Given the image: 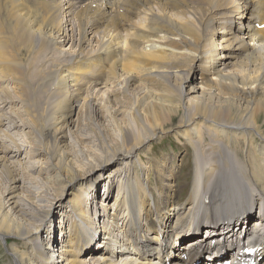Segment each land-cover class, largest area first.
Instances as JSON below:
<instances>
[{
	"label": "bare ground",
	"instance_id": "bare-ground-1",
	"mask_svg": "<svg viewBox=\"0 0 264 264\" xmlns=\"http://www.w3.org/2000/svg\"><path fill=\"white\" fill-rule=\"evenodd\" d=\"M62 3L0 0V103L10 113L2 123L29 127L30 140L19 144L6 129L9 143L0 139V236L30 248L11 249L9 264H198L216 250L207 224L231 225L239 215L246 223L256 200L264 203V29L255 27L264 23V0ZM80 126L92 135H76ZM74 127L78 146L93 138L99 150L84 149L85 162L69 157L66 131ZM173 128L168 138L191 150L189 180H176L182 159L168 167L180 149L148 154L150 141ZM30 143V159L49 160L39 181L27 164L19 178L9 160ZM33 181L38 197L43 187L49 194L46 206L31 200ZM187 220L205 230L184 245L172 234ZM235 235L221 237L233 247ZM249 245L264 258V237ZM163 253L167 263L152 260Z\"/></svg>",
	"mask_w": 264,
	"mask_h": 264
},
{
	"label": "rangeland",
	"instance_id": "rangeland-1",
	"mask_svg": "<svg viewBox=\"0 0 264 264\" xmlns=\"http://www.w3.org/2000/svg\"><path fill=\"white\" fill-rule=\"evenodd\" d=\"M34 58V57H33ZM39 60H41L40 58H39ZM199 76H198V74H196V73H191V75H190V77H189V80H191V82H193L194 83V81H195V84H200V81L201 80H199V78H198ZM102 92H103V90H101ZM80 103V104H79ZM77 105H81V101H79L78 103H76ZM2 104L0 103V119H1V125H0V136H1V140H3L4 138V136L5 135H3V133H2V130H5L6 129V132L7 133H9V134H12L13 135V137L19 142V144H21V143H23L24 141H25V143H26V141L28 140V141H30L29 139H28V136H27V134H26V132L27 131H29V127H20L19 129H16V131H15V129H11L10 128V124L8 123V124H3L2 122H3V120H4V122H6L5 121V119H2L3 118V114H4V112L6 111L7 112V114H10L9 113V105H7L5 108H2L3 106H1ZM13 118H14V116H13ZM8 120V119H7ZM20 122H18V124H19ZM81 123H82V121H81ZM8 125V126H7ZM4 128V129H3ZM8 129V130H7ZM22 129H23V131H22ZM73 129H75V127L74 128H71L69 131L67 130L66 131V134H67V137H66V140H65V142H67V143H71L73 146H72V148H69V150H68V153L70 154V158L72 159V160H78V161H83V162H85V161H87L86 159H87V157H86V155L88 154L86 151H84V149H86V148H89V149H91V150H94V151H97V152H99V150L97 149V147L95 146V145H93V144H95L93 141H92V139H87V140H85V141H82L84 144H82L81 146H78L77 144H76V140L73 138V136L71 135V131L73 130ZM173 130H174V128L173 129H170L169 131H165L163 134H162V137H158V138H156V139H153V140H151L150 141V151H149V153L148 154H150V155H154L155 157H161L162 156V154H160L161 153V151L163 150L164 152H167L168 150H166V149H169V148H174V149H180V151L178 152L179 153V156H181L180 157V161H176V160H178V157H175V158H173V159H171V162H170V165L168 166V167H170L171 166V163H172V161H174V159H175V161H174V165H176V164H178L179 162L181 163V159H182V164L184 163V162H186L185 164L186 165H184L183 166V168H182V171H181V169H179V171L177 172V174H178V178H176V180L177 179H179L180 181H182L183 179H185V178H187L188 180H189V174L187 173V172H190V155H191V150L190 149H187L188 147H186V148H183L184 146H182V144H180V143H176V142H174V141H172L171 139H169L168 137L169 136H172V133H173ZM15 132V133H14ZM86 132V133H85ZM75 134L76 135H78V136H80L81 134L82 135H84V136H88V135H92L91 133L89 134L87 131H85V130H83V127H78L77 128V130L75 131ZM111 134V132H107V135L105 134V136L104 137H106V138H109V135ZM29 135H30V132H29ZM6 137V136H5ZM174 139V138H173ZM6 141H8V138L6 137ZM209 140H205L204 138L202 139V141L200 142V144H201V146L203 147L207 142H208ZM7 143V142H6ZM8 143H9V141H8ZM173 143H175V146H174V144ZM24 144V143H23ZM178 144V145H177ZM29 146H22V148L23 147H26L25 149L23 148V151L20 153V155H19V157H14L13 158V156H14V154H13V156L9 159L10 160V162H14V163H12V164H15V166H13V167H16V169H18L17 171H16V173H17V176L19 177V178H21L22 177V174H21V171H20V169L22 168V166H25V164H27V166H28V168H27V171L33 176V177H35V178H37V181H39V180H42V179H39V177H38V172H39V169H41V167L43 166H46V163L49 161L48 160V157L46 156V155H41L40 157H35V158H29V150H30V146H32V144L30 143V144H28ZM256 145V143H254V145L253 146H255ZM89 146V147H88ZM181 146H182V148H181ZM30 147V148H29ZM206 147V149H204L203 151L204 152H206V150H208L207 149V146H205ZM88 151V150H87ZM162 151V152H163ZM25 152H28V154H25ZM146 152V151H145ZM160 154V155H159ZM26 156H28V159H30V160H28L27 158H26ZM182 156H184L183 158H182ZM186 156V157H185ZM19 158V159H18ZM141 159L140 160H145L144 159V156L142 155L141 157H140ZM19 161H18V160ZM21 162H23L22 164H21ZM27 162V163H26ZM113 163V165H114V162H112ZM176 163V164H175ZM24 164V165H23ZM111 164V163H110ZM109 164V165H110ZM22 165V166H21ZM32 168H34V170H32ZM14 169V168H13ZM20 172V173H19ZM96 172V175H99V173H100V169L98 168V169H96L93 173H95ZM139 172H140V170H139ZM146 172H148L149 173V169L148 170H146ZM146 172H145V174H146ZM46 173H48V171H46L45 172V174ZM49 174V173H48ZM150 178H149V180H148V182H147V184L148 185H150L151 184V186L153 187L154 185H155V179H153V177H152V174H153V172L152 171H150ZM43 176H44V174H43ZM40 178H43L42 176H40ZM99 178H101L100 177V175H99ZM187 180V181H188ZM35 181V180H34ZM34 181H33V185H31V188L33 189V191H34V193H36L32 198H31V200L33 201V202H36V203H39V204H42V205H45L46 206V202H47V200H48V196H49V194H46V189H45V187H43L42 188V193L40 194L41 196H37L38 194H39V185L37 186L36 185V183H37V181H35L36 183H34ZM43 182V181H42ZM77 182H78V180H77ZM76 182V183H77ZM21 183H22V181L21 182H19V183H17L18 185H21ZM186 183V182H185ZM44 184V186H45V183H43ZM189 185V183H186V186H188ZM102 187V186H101ZM101 187H99V190H100V195L98 196V197H96L93 201H95V202H93V204H95L96 202L100 205V201L102 200V199H105V195H103V192H104V188H101ZM116 188V189H115ZM103 189V190H102ZM116 190H117V185L115 184V185H113V187L111 188V195L113 194V197H114V195L116 194ZM49 191H50V189H49ZM38 192V193H37ZM70 192H71V188H66V190L60 195V197H59V200H53V206H52V210H53V212L57 209V211L59 210V207H60V205H64L65 203H66V200H67V198H68V196L70 195ZM20 196H23V197H25L26 198V196H25V193H20ZM108 200H110V199H108ZM112 202V201H111ZM111 202H110V205H111ZM47 210V209H46ZM89 210V209H88ZM100 210V209H99ZM56 211V212H57ZM55 216V215H54ZM53 216V217H54ZM52 217V218H53ZM60 218H59V216L58 217H55V219H53V220H55L54 222H53V229L55 228V232L57 233V238H58V236H59V225H58V223H59V220ZM47 221H49L48 220V218L46 219ZM52 220V221H53ZM122 221V218L120 219V221H119V223H118V225H121V222ZM57 230V231H56ZM50 238V239H49ZM43 241H45V242H50V240H52V237H48V236H43ZM57 247L55 248V247H52L54 250H56V249H58L60 246H59V240L57 239ZM50 243H52V242H50ZM13 245V246H12ZM12 246V247H11ZM27 245H25L24 243H22V241L19 239V238H16L15 236H6V237H2V236H0V264H9V261H10V258H11V254H12V250H13V248H15V249H18V251H20V252H26V250L28 251V250H30V248H25ZM12 249V250H11ZM11 252V253H10ZM57 254H58V252H56V255L54 256V258L53 259H55V261H56V257H57ZM49 257H50V255H49ZM57 260H61V258L60 257H58L57 258ZM37 264H38V262H37Z\"/></svg>",
	"mask_w": 264,
	"mask_h": 264
}]
</instances>
